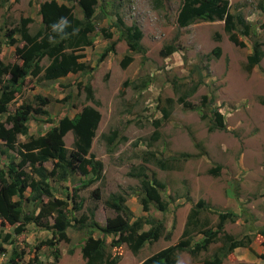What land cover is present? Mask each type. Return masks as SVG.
<instances>
[{
  "label": "rangeland",
  "instance_id": "obj_1",
  "mask_svg": "<svg viewBox=\"0 0 264 264\" xmlns=\"http://www.w3.org/2000/svg\"><path fill=\"white\" fill-rule=\"evenodd\" d=\"M43 1L46 0H11L3 4L0 0V33L28 16L34 19L29 27L35 33L42 24L39 4ZM229 2L231 12L254 23L264 40V0ZM181 3L182 0H163L157 7L154 0H100L99 17L95 18L98 28L92 34L94 44L82 51L84 60L93 69L57 80L29 76L9 105V111L26 102L33 103L35 111L38 107L48 110V114H30V135L34 136L45 133L65 115L73 117L83 106L92 105L101 112L91 153L104 164L103 178L88 185L89 177L78 173L65 181L53 179L54 198L44 196L43 202L64 200L69 202V214L77 220L86 217L89 224L93 214V220L108 226L112 220L118 221L119 216L124 217L105 204L116 193L127 197V205L134 212L132 221L138 217L164 220V236L171 232V239L163 236L155 243L146 244L138 253H133L127 245L112 249L111 237H107L108 251L120 254L116 264H142L176 243L191 208L201 199L210 206L202 213L203 222L208 221L214 227L219 213L233 211L238 218L227 221L225 231L237 238L252 237L255 253L247 247L236 248L222 264H264V258L260 257L264 255V236L260 233L264 228V104L261 102L264 57L252 72H247L245 63L252 51L251 40L240 35L247 45L243 48L235 45L225 30L224 20H199L180 28L177 14ZM76 11L82 17L81 10ZM118 15L127 25L137 23L144 33L142 43L146 53L133 54L134 61L127 67L121 64L129 48L115 25ZM102 28L112 32L111 40ZM112 40L117 42L116 51L100 61ZM172 42L177 51L167 57L162 55L163 47ZM17 45L22 46L23 42L20 40ZM217 47L221 48L218 54ZM15 50L16 46L3 44L0 59L5 63L20 62ZM49 62L45 58L42 64L46 66ZM87 83L92 85L93 99L87 96ZM44 98L48 103L42 102ZM215 107L225 118V130L214 129ZM0 119L5 120V116ZM111 136L115 137L112 142ZM26 140V136H20L15 150L9 154L14 156L18 150H26ZM0 144L5 148L2 141ZM65 144L69 150L73 149V132L65 136ZM153 152L157 157L170 159L173 168L164 170L157 166L150 159ZM8 163V154H0V167ZM46 166L52 168V163ZM143 172L165 184L163 198L169 201L167 212L154 204L144 211L136 193L140 188L138 175ZM30 195L29 189L24 197V212L37 215L41 203L28 200ZM70 197L74 199L71 201ZM73 202L77 206L81 203V209H74ZM55 218L56 214L50 215L48 222L53 225ZM74 224L77 227L67 229L70 240L50 247L44 243L53 237L52 229L31 222L25 223V230L17 233L19 223L2 224L0 219V243L8 235L5 251H0V264H8L15 255L17 264H85L82 245L88 230H80L78 221ZM149 227L144 225V229ZM202 238V234H196L194 242ZM221 245L222 238L196 257L181 252L178 264H206L219 253ZM55 249L60 252L59 261L54 258Z\"/></svg>",
  "mask_w": 264,
  "mask_h": 264
},
{
  "label": "trees",
  "instance_id": "obj_2",
  "mask_svg": "<svg viewBox=\"0 0 264 264\" xmlns=\"http://www.w3.org/2000/svg\"><path fill=\"white\" fill-rule=\"evenodd\" d=\"M10 1L2 0L3 4ZM68 1L75 4L68 5L58 0L41 2L39 15L42 24L35 33L30 31L29 25L34 22L30 16L22 18L19 24L0 33V54L3 44L16 46L15 54L20 60L15 63H5L0 59V116H5V120L0 119V141L5 145V148H2L0 144V154L9 156V163L0 167V219L2 224L19 223L16 228L17 233L23 232L25 230L23 225L31 222L52 229L53 237L44 243L50 247H56L60 241L70 240L67 229L77 227L74 223L78 221L81 223L80 230L84 228L88 230V236L82 245L85 264H116L120 260V254L108 251L107 237H111L109 246L112 249L127 245L133 253H138L146 244L155 243L164 236L166 231L164 220L155 217H138L132 221L134 212L127 205V197L116 193L111 194L105 204L123 214L124 217L119 216L118 221L112 220L113 222H110L108 226H103L93 220V214L89 224H86V217L77 220L69 214V202L64 200H56L54 203L43 202L44 196L54 198V188L51 185L53 179L65 181L72 174L78 173L89 177L86 183L88 185L103 178L104 164L91 153L93 140L102 118L101 112L92 105L83 106L73 117L65 115L45 133L34 136L30 135V114H48V110L38 107L35 111L33 103L26 102L17 107L15 111H9V105L15 100L22 84L29 76L41 80H57L70 73L87 72L93 69L84 60L85 54L82 51L94 44L92 34L98 28L95 18L99 17L97 7L100 0ZM154 1L157 7L163 2V0ZM77 8L81 10L82 17L76 14ZM102 12L104 13V10ZM60 17H67L70 22V27L65 30L67 35L53 33L50 29V25L58 21ZM199 20L209 22L224 20L225 30L230 40L238 47L243 48L247 45L240 35L248 37L252 42V51L247 55L245 70L250 73L260 64L264 57V40L258 35L254 23L241 14L231 12L229 0H182L177 14L179 27H188ZM115 25L129 48V53L124 56L121 63L123 67H127L134 61L133 54L146 53V47L142 43L144 33L137 23L127 25L121 15L117 16ZM73 29L77 30L74 35L72 34ZM102 31L107 39L113 38L112 32L106 28H102ZM18 35L23 42L22 46L17 45L20 42ZM50 37L53 38L51 42ZM116 45L117 42L112 40L99 60L103 61L109 53L115 52ZM177 49L175 43L172 42L166 44L161 52L167 57ZM215 51L218 54L221 48L217 47ZM45 58L50 61L46 66L42 64ZM85 89L87 96L93 99L92 85L87 83ZM48 101L47 98L42 100L43 103H48ZM261 102L264 104V98H261ZM213 114L214 129L225 130V118L217 107L213 108ZM167 116L166 111L165 117ZM69 132L74 134V145L71 150L65 144V136ZM156 134L159 135V132ZM20 136L27 137L24 144L26 150H18L17 155L13 156L9 154V151L15 150ZM114 139L115 137L111 136L110 142ZM151 156L153 158L150 157V159L154 160L161 169L173 168V165H169L170 159L157 157L154 152ZM48 162L52 163V168L46 166ZM138 176L140 188L136 193L144 211H149L150 205L154 204L162 212H167L169 201L163 198L165 184L147 172L139 173ZM29 189L31 195L28 200L41 203V209L37 215H28L24 212V197ZM95 194L99 197V190H96ZM15 197H19V200ZM70 199L72 201L74 197ZM72 207L80 210L82 204L79 203L77 206L73 202ZM209 207L205 200H199L191 208L179 240L148 257L142 264H178L181 252H188L196 257L221 238L222 245L219 253H216L212 260L206 261V264H222L224 259L240 247H247L255 253L251 246L252 237L237 238L225 231L226 222L235 221L238 214L233 211L221 212L218 215V222L212 227L209 226L208 221L201 220L202 213L210 209ZM52 214H56L53 225L48 222V217ZM145 224L150 225L149 229H144ZM96 232L100 235L95 236ZM260 233L264 236V228ZM196 234H202L203 238L194 242ZM171 236L172 233L169 232L164 238L170 240ZM7 237L8 235L5 241L0 243L1 252L5 251L3 249ZM15 257L16 255L10 258L8 264H17ZM260 257L264 258V255ZM54 258L59 261L60 252L57 249L54 250Z\"/></svg>",
  "mask_w": 264,
  "mask_h": 264
},
{
  "label": "clouds",
  "instance_id": "obj_3",
  "mask_svg": "<svg viewBox=\"0 0 264 264\" xmlns=\"http://www.w3.org/2000/svg\"><path fill=\"white\" fill-rule=\"evenodd\" d=\"M70 27V22L67 17H60L58 21L52 23L50 25V29L53 33L59 34V35H67L65 30ZM76 29H73L72 34H76ZM50 42L52 41V37L49 38Z\"/></svg>",
  "mask_w": 264,
  "mask_h": 264
}]
</instances>
